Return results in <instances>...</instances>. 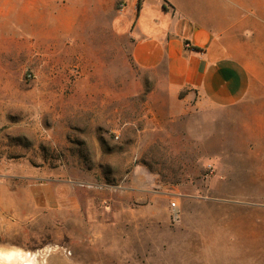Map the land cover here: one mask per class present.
<instances>
[{"label": "rangeland", "instance_id": "obj_1", "mask_svg": "<svg viewBox=\"0 0 264 264\" xmlns=\"http://www.w3.org/2000/svg\"><path fill=\"white\" fill-rule=\"evenodd\" d=\"M59 2L48 16L0 0V175L12 165L53 194L0 249L38 264H264V85L170 118L131 62L122 4Z\"/></svg>", "mask_w": 264, "mask_h": 264}, {"label": "crops", "instance_id": "obj_2", "mask_svg": "<svg viewBox=\"0 0 264 264\" xmlns=\"http://www.w3.org/2000/svg\"><path fill=\"white\" fill-rule=\"evenodd\" d=\"M59 1L21 5L54 16ZM115 1L123 5L120 27L132 40L131 62L153 82L168 117L232 107L264 85V0ZM2 169L0 238L7 239L35 227L44 212L38 196L47 206L53 194L47 185L29 187L30 173L16 178L12 165ZM72 209L75 218V204Z\"/></svg>", "mask_w": 264, "mask_h": 264}, {"label": "bare ground", "instance_id": "obj_3", "mask_svg": "<svg viewBox=\"0 0 264 264\" xmlns=\"http://www.w3.org/2000/svg\"><path fill=\"white\" fill-rule=\"evenodd\" d=\"M0 264H38V256L21 250L0 249Z\"/></svg>", "mask_w": 264, "mask_h": 264}, {"label": "built area", "instance_id": "obj_4", "mask_svg": "<svg viewBox=\"0 0 264 264\" xmlns=\"http://www.w3.org/2000/svg\"><path fill=\"white\" fill-rule=\"evenodd\" d=\"M121 7L123 8V6L121 5ZM172 208H174L175 207V204H172V206H171Z\"/></svg>", "mask_w": 264, "mask_h": 264}]
</instances>
